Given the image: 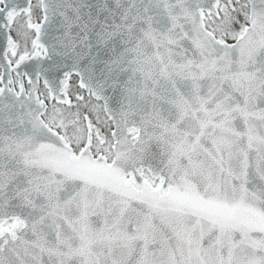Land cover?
<instances>
[{"label": "snow or ice", "instance_id": "1", "mask_svg": "<svg viewBox=\"0 0 264 264\" xmlns=\"http://www.w3.org/2000/svg\"><path fill=\"white\" fill-rule=\"evenodd\" d=\"M0 264H264V0H0Z\"/></svg>", "mask_w": 264, "mask_h": 264}]
</instances>
